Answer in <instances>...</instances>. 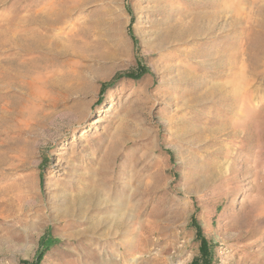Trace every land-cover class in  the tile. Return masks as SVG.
<instances>
[{
    "label": "rangeland",
    "instance_id": "374dc122",
    "mask_svg": "<svg viewBox=\"0 0 264 264\" xmlns=\"http://www.w3.org/2000/svg\"><path fill=\"white\" fill-rule=\"evenodd\" d=\"M263 21L264 0H0V264H191L193 219L214 264H264Z\"/></svg>",
    "mask_w": 264,
    "mask_h": 264
},
{
    "label": "trees",
    "instance_id": "16d2710c",
    "mask_svg": "<svg viewBox=\"0 0 264 264\" xmlns=\"http://www.w3.org/2000/svg\"><path fill=\"white\" fill-rule=\"evenodd\" d=\"M145 72V69H141L140 73H127V77H139L141 74ZM111 82L107 83L110 84ZM106 84V85H107ZM192 224L196 229V239L199 243L198 245V254L195 256L191 264H214V251L211 248V244L209 241L204 237L200 225L198 224L196 219H193ZM40 257V255L38 256Z\"/></svg>",
    "mask_w": 264,
    "mask_h": 264
},
{
    "label": "bare ground",
    "instance_id": "6f19581e",
    "mask_svg": "<svg viewBox=\"0 0 264 264\" xmlns=\"http://www.w3.org/2000/svg\"><path fill=\"white\" fill-rule=\"evenodd\" d=\"M55 9V8H54ZM62 11V10H61ZM59 12V11H58ZM34 19V18H33ZM262 19V18H261ZM258 20V19H257ZM62 21H63V18H62V15H59V13H56V15H55V17L51 20V21H49V24L51 25V27L52 26H57V25H59V24H61L62 23ZM41 23H42V21H40ZM47 22V21H46ZM45 22V23H46ZM264 22V21H263ZM44 23V22H43ZM63 24V23H62ZM48 25V24H47ZM38 28V27H37ZM261 29V28H260ZM231 31V30H230ZM254 32V31H253ZM33 34V33H32ZM36 35V34H35ZM34 35V37H33V39H31L30 41H29V43H28V47H30V48H37V49H39L40 50V48L42 47V41H43V35H41V34H37L36 36ZM27 38H29V37H27ZM61 38V37H60ZM28 40V39H27ZM57 41H59V40H57ZM68 41V40H67ZM81 41V39L79 38V36H78V39H77V43H79ZM4 42V41H3ZM49 42V41H48ZM254 42V41H253ZM24 43V42H23ZM74 43H75V41H74ZM74 43H70L69 45H65V47H64V49H66L67 51L69 50H73L72 49V46H73V44ZM76 44V43H75ZM45 46V44L43 43V47ZM57 46H59V43L57 44ZM251 46V45H250ZM26 47V46H25ZM48 47H50V46H48ZM51 48H53V47H50L49 49H50V51H52L51 50ZM58 48V47H57ZM43 49V48H42ZM46 49V48H45ZM75 50V49H74ZM74 50L72 51V52H74ZM24 51V50H23ZM54 51V50H53ZM68 51V52H69ZM252 51V50H251ZM60 52V51H59ZM64 52V51H63ZM45 53V52H44ZM49 53V52H48ZM55 53V52H54ZM65 53V52H64ZM67 53V52H66ZM253 53H255L254 51H253ZM46 54V53H45ZM57 54V53H56ZM62 54V53H61ZM74 53H71L70 52V55H73ZM51 55V54H50ZM257 55V54H256ZM59 56H60V54H59ZM22 58V57H21ZM44 59V58H43ZM26 60V59H25ZM22 61V60H21ZM47 63V62H46ZM34 65V64H33ZM46 65V64H45ZM15 66V65H14ZM40 66V65H39ZM38 67V66H37ZM14 69V68H13ZM23 72V71H22ZM16 73V72H15ZM24 73V72H23ZM3 76V75H2ZM5 77V76H4ZM15 77V76H14ZM23 77V76H22ZM16 78V77H15ZM8 79V78H7ZM33 79V78H32ZM5 81V80H4ZM27 86V85H26ZM27 88V87H26Z\"/></svg>",
    "mask_w": 264,
    "mask_h": 264
}]
</instances>
